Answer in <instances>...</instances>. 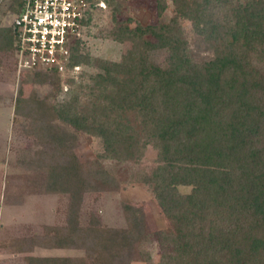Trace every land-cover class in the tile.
Returning <instances> with one entry per match:
<instances>
[{"label":"trees","instance_id":"trees-1","mask_svg":"<svg viewBox=\"0 0 264 264\" xmlns=\"http://www.w3.org/2000/svg\"><path fill=\"white\" fill-rule=\"evenodd\" d=\"M87 1L86 28L99 3ZM170 2L168 20V0H156L157 22L132 28L114 6L112 36L131 42L118 61L91 58L81 39L73 43L68 68L95 65L91 86L76 84L72 73L43 71L35 81L68 85V98L51 102L17 89L13 119L27 120L25 132L39 146L25 161L31 174L17 201L60 193L68 202L64 224L20 239L15 249L83 251L44 257L43 264H264V0ZM22 6L15 1L17 16ZM181 19L210 47V59L190 55ZM159 48L169 51L165 66L148 57ZM69 128L99 138L97 158L76 157ZM149 144L156 165L138 180L169 226L150 230L142 205L126 202V226H104L93 214L82 224L84 193L120 187L99 158L138 161ZM153 240L160 250L154 263L146 249Z\"/></svg>","mask_w":264,"mask_h":264},{"label":"rangeland","instance_id":"rangeland-1","mask_svg":"<svg viewBox=\"0 0 264 264\" xmlns=\"http://www.w3.org/2000/svg\"><path fill=\"white\" fill-rule=\"evenodd\" d=\"M15 1H0V13L3 14L0 16V264H29V255H53L62 252L68 255L83 254V251L78 249L52 251V248L40 246L31 250L15 249L21 240L31 235H43L46 226L64 224L68 202L67 194L60 193L24 194L21 201H17L25 186L26 176L31 174L25 161L30 160V156H34V152L39 148L25 132L27 120L21 117L16 121L13 119L17 89L21 87L24 95L33 93L39 99L61 102L68 98V85L59 88L53 80L35 81L36 75L44 70H18L10 35V28L17 18L13 8ZM168 2V8L163 14L165 20L174 14L170 0ZM114 6L118 7L117 19L131 28L136 23L145 25L157 22L156 0H99L81 38L91 58L118 61L131 47V42L126 38L120 41L112 36L115 31L111 21ZM181 25L190 55L198 62L210 59L213 56L210 47L192 30L190 22L181 19ZM148 57L156 64L165 66L168 64L169 51L167 48L153 49L148 51ZM97 70L93 64L80 66L77 71L72 72L75 83L91 86L93 83L89 75ZM69 130L74 132L76 137L73 148L76 157L82 162L97 158L102 149L99 138L71 128ZM155 158L156 150L150 144L138 161L99 158L102 166L120 182V187L117 190L84 193L80 222L86 224L93 214L104 226L124 227L126 220L122 204L126 202L142 205L150 230L168 227L169 224L151 192L138 180L155 167ZM178 188L184 193L190 190L187 185H180ZM146 249L152 262H157L160 250L156 241H150ZM130 264L149 263L133 261Z\"/></svg>","mask_w":264,"mask_h":264},{"label":"built area","instance_id":"built-area-1","mask_svg":"<svg viewBox=\"0 0 264 264\" xmlns=\"http://www.w3.org/2000/svg\"><path fill=\"white\" fill-rule=\"evenodd\" d=\"M87 0H23L15 23L14 50L18 70L55 71L68 68L71 48L86 28Z\"/></svg>","mask_w":264,"mask_h":264},{"label":"crops","instance_id":"crops-1","mask_svg":"<svg viewBox=\"0 0 264 264\" xmlns=\"http://www.w3.org/2000/svg\"><path fill=\"white\" fill-rule=\"evenodd\" d=\"M1 1V0H0ZM3 14L0 13V16H2ZM52 251L53 250H57V251H65V250H77V249H66V248H52L51 249ZM60 256H77V255H68V254H65L64 252L62 253H58V254H53V255H50V254H40V255H29L28 256V259L27 261H29L30 263L29 264H43V261L42 259L44 257H60Z\"/></svg>","mask_w":264,"mask_h":264}]
</instances>
